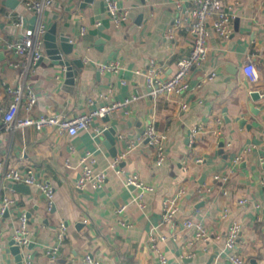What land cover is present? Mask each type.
I'll use <instances>...</instances> for the list:
<instances>
[{
  "label": "crops",
  "instance_id": "obj_1",
  "mask_svg": "<svg viewBox=\"0 0 264 264\" xmlns=\"http://www.w3.org/2000/svg\"><path fill=\"white\" fill-rule=\"evenodd\" d=\"M4 1L0 0V117L10 101L5 84L22 79L21 69L11 64L18 57L7 46L21 29L4 16L9 8ZM82 1L53 0L43 9L47 29L56 23L58 31L71 37L75 48L70 55L81 57L83 66L68 90L64 66L53 61L44 47L41 60L25 78L37 95L28 113L75 115L113 100L129 101L111 111L108 121L93 119L74 135L59 133L54 127L10 131L0 121V166L32 171L54 191L51 212L37 185H29L27 193L15 190L10 180H0V200L4 196L14 199L0 222V264H17L8 241L22 213L28 218L33 246L26 250L33 264H76L87 253L100 264H232L225 233L233 220L242 226L237 251L245 263L264 264V0H222L232 4L233 31L223 39L210 27L208 56L190 70L188 88L179 95L162 94L156 99L147 94L143 73L154 60L162 75L168 76L176 59L188 54L192 36L183 21L172 36L167 33L174 19L183 17L188 1L117 0L129 11V20L119 26L106 12L104 0L84 6ZM11 9L30 14L20 0ZM247 59L259 69L256 83H250L242 72ZM109 62L118 66L99 69ZM210 72L215 75L207 79ZM250 90L259 92L257 99H251ZM182 102L187 104L185 109L180 108ZM241 118L246 120L243 125ZM151 122L157 131L166 133L165 157L159 165L155 150L142 137ZM110 125L116 129L115 156L101 133ZM197 125L201 131L191 137ZM86 151L95 159L93 168L103 170L107 177L101 187L76 189L79 160ZM116 156L121 158L112 165ZM236 156L239 159L234 161ZM216 173L229 176L226 195L213 178ZM129 174H137L153 187L144 192L143 207L133 201L140 188L125 184ZM240 197L246 202L237 203ZM170 198H175L177 214L172 221H164L163 203ZM121 203L127 206L117 215L115 207ZM224 205L229 206V214L222 218ZM186 218L201 220L210 239H196L194 229L183 225ZM61 222L66 229L59 240ZM151 234L157 236L156 249L151 247ZM49 246L57 247L54 257L46 252Z\"/></svg>",
  "mask_w": 264,
  "mask_h": 264
},
{
  "label": "built area",
  "instance_id": "obj_2",
  "mask_svg": "<svg viewBox=\"0 0 264 264\" xmlns=\"http://www.w3.org/2000/svg\"><path fill=\"white\" fill-rule=\"evenodd\" d=\"M188 6L183 11V17H176L173 24L168 27V35L172 36L174 29L183 23L185 28L192 36V42L188 54L180 56L175 61V69L168 76L162 75V69L155 64L154 60L149 61L147 69L144 71V79L147 87V94L156 99L158 96L165 94L176 96L184 92L188 88V76L193 67L201 66L208 56L207 38L209 28L217 33L221 38L227 39L233 31L232 20V4L224 3L222 0H187ZM53 0H20V3L30 13H20L14 9L7 8L4 16L10 18L13 24L21 29V33L16 40L7 44L18 60L12 61V66L21 69L22 79L13 85L5 84V89L10 95V101L4 109L0 121L2 125L12 131L15 128L33 126L36 129L45 127H54L59 133L74 135L81 129L90 126L93 119H102L111 111L123 108L129 99L113 100L110 103L90 107L86 111L79 112L75 115H62L60 113H40L31 115L28 113L33 109L36 103L37 95L34 89L27 83L26 74L43 56L44 54V35L47 27L42 20V12L45 6L51 5ZM106 12L114 20L116 26L121 25L129 20L128 9L119 6L117 0H104ZM182 2L178 4L181 6ZM34 16L35 19L29 23L28 17ZM81 32H85V27H81ZM116 62L100 65L101 70H113L117 67ZM242 72L250 83H256L259 80V69L251 59H247L242 65ZM215 73L210 72L206 75L207 79H212ZM187 104L180 103V108L185 109ZM24 113H21L20 110ZM202 129L201 125H197L191 130V137H194ZM143 139L155 150L156 164H161L165 157L164 140L166 133L157 131L153 123H149L142 134ZM121 156H116L112 160V165L119 162ZM236 156L234 161H237ZM197 160H200L198 158ZM80 173L75 182L76 189H84L87 186L94 188L101 187L106 180V173L103 170L93 168L95 159L89 151H86L80 158ZM69 165V161H66ZM264 163V160H261ZM213 178L219 182L221 192L226 195L228 193V174L216 173ZM0 180H10L11 182H21L27 185H37L46 197V210L51 211L53 207V187L47 181L38 180L34 172L22 171L17 168L0 166ZM126 185H134L140 188L139 193L133 197L139 206L143 207V195L145 191L153 190L152 185L145 184L137 174H129L125 177ZM261 185L264 188V166L261 168ZM246 198L240 197L236 202L243 204ZM14 203V199L4 196L0 200V222L5 212ZM127 204L121 203L115 207V213L120 215L126 209ZM177 206L175 198L166 199L163 203L162 219L164 221H172L177 214ZM229 214V206L224 205L221 211V217H227ZM86 221V219H84ZM183 225L187 228L194 229L196 239L208 240L210 235L204 223L195 218H186ZM240 221L233 220L227 227L225 233V248L227 250V258L232 264H246L245 259L237 251V241L241 232ZM63 222L59 225L57 238L60 240L65 232ZM29 224L25 213L19 217L18 224L14 228L12 238L14 244L20 248L23 264H33L31 255L26 250L29 243ZM151 247L156 249L157 236L151 234ZM162 238H164L162 236ZM56 246H49L46 252L54 257ZM160 261L165 262L164 255H160ZM76 264H100L99 259L87 253L81 257Z\"/></svg>",
  "mask_w": 264,
  "mask_h": 264
},
{
  "label": "water",
  "instance_id": "obj_3",
  "mask_svg": "<svg viewBox=\"0 0 264 264\" xmlns=\"http://www.w3.org/2000/svg\"><path fill=\"white\" fill-rule=\"evenodd\" d=\"M93 0H83L81 2L82 6L86 5L87 3L92 2ZM5 5L9 8H14L18 3L19 0H5ZM35 17L32 16L28 19L29 23L34 21ZM44 47L46 54L53 60L57 61L58 64L63 65L65 68V81L64 84L67 86V89L70 90L74 83H75V76L78 73V70L83 66V59L81 57H71V53L74 51L75 44L71 40L69 35L64 34L62 31H58L56 27V23L52 24L46 31L44 35ZM41 60V58H40ZM75 66V67H74ZM249 95L251 99H257L259 96L258 91H249ZM254 111V110H253ZM104 121H108L109 116L105 115L102 118ZM246 120L241 118L239 123L240 125L245 124ZM249 127V124L247 125ZM102 135L104 136L103 142L109 147L110 153L112 156H115L117 151L115 147H113L114 142L116 140V129L113 125H110L102 130ZM123 144V143H122ZM224 143L221 140L219 142V146L223 147ZM11 186L18 191L29 192L30 188L29 185L21 182L12 183ZM54 211L52 207L51 212ZM8 212H5L4 216H7ZM33 243L29 242L27 248H31ZM9 250L14 255V258L17 264L22 263V255L20 253V248L14 244V239L11 237L8 241Z\"/></svg>",
  "mask_w": 264,
  "mask_h": 264
}]
</instances>
